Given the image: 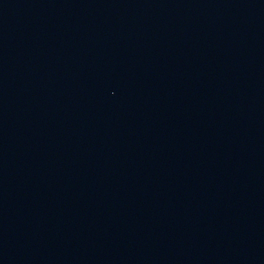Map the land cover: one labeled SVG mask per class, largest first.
<instances>
[{
	"label": "water",
	"instance_id": "95a60500",
	"mask_svg": "<svg viewBox=\"0 0 264 264\" xmlns=\"http://www.w3.org/2000/svg\"><path fill=\"white\" fill-rule=\"evenodd\" d=\"M0 264H264V0H0Z\"/></svg>",
	"mask_w": 264,
	"mask_h": 264
}]
</instances>
